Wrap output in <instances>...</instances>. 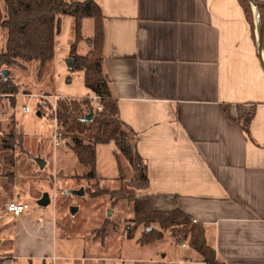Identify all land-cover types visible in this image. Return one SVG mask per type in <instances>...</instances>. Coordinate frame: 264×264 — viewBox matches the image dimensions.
Here are the masks:
<instances>
[{
  "label": "crops",
  "instance_id": "crops-1",
  "mask_svg": "<svg viewBox=\"0 0 264 264\" xmlns=\"http://www.w3.org/2000/svg\"><path fill=\"white\" fill-rule=\"evenodd\" d=\"M94 1L103 15L102 71L147 165L140 196L202 224L218 261L264 264V71L241 0ZM89 20L86 41L95 33L93 20V35H84ZM72 28L64 18L52 62L59 73L69 69ZM75 73L55 91L49 79L46 94L94 98L84 71ZM239 106L255 108L249 134L229 116ZM196 255L185 263L205 264Z\"/></svg>",
  "mask_w": 264,
  "mask_h": 264
},
{
  "label": "rangeland",
  "instance_id": "rangeland-1",
  "mask_svg": "<svg viewBox=\"0 0 264 264\" xmlns=\"http://www.w3.org/2000/svg\"><path fill=\"white\" fill-rule=\"evenodd\" d=\"M93 30V20L86 21L85 37L92 36ZM69 36L72 41V34ZM6 42L7 35L1 31L0 50ZM88 50L84 39L78 53L85 55ZM52 62L43 71L38 62L11 67L8 77L18 86V94L14 98L0 95V264H186L188 254L195 251L182 248L170 233L165 232L162 240L151 245L138 242L143 226L133 238L128 237L127 229L135 226V205L120 196L136 194L131 186L134 169L111 145L97 147V180L80 179L88 168L78 163L66 146L55 124L54 94H46L49 79L53 77L50 89L55 91L58 79L62 86L70 85L65 77L74 80V72L67 67L61 73L54 71ZM63 64L68 66V59ZM60 100L64 99L59 98L57 106ZM24 105L30 106L31 113L23 112ZM12 133L22 137V146L16 139L6 142L16 146L3 149L1 140H10ZM55 136L61 142L58 147ZM120 162L124 181L119 180ZM45 194L51 203L41 206ZM11 202L29 205L22 218L8 210ZM46 251L55 258L40 259Z\"/></svg>",
  "mask_w": 264,
  "mask_h": 264
},
{
  "label": "trees",
  "instance_id": "trees-1",
  "mask_svg": "<svg viewBox=\"0 0 264 264\" xmlns=\"http://www.w3.org/2000/svg\"><path fill=\"white\" fill-rule=\"evenodd\" d=\"M261 16L264 48V2L256 0ZM241 5L249 21L252 36L256 39L254 12L249 0H241ZM73 19L72 43L69 58L74 60L71 72L84 71L85 85L95 97L100 98L101 110L97 102L90 97L84 99H64L58 103L57 121L66 146L72 151L76 160L88 168L80 178L87 181L97 180V147L114 143L118 152L134 169L131 182L136 194H121L135 205V226L129 227L128 237L133 238L135 231L145 227L139 243L151 245L164 238L165 232L171 237L193 249L201 256L205 264H226L216 258L205 235L202 224L183 211H159L153 207V198L140 196V192L148 187L149 178L145 161L136 150V136L124 124L120 117L117 102L112 99L108 82L102 71L104 47L103 15L94 0H0V32L7 35L6 45L0 50V95L16 97L18 86L8 77L4 80L2 70L21 67L23 63L38 62L41 70L52 62L56 53V39L61 33L63 19ZM93 19L95 22L94 36L87 40L92 50L86 56L77 54V48L84 40L83 22ZM44 105V104H42ZM47 106V104H46ZM237 108V117L232 121L247 134L255 118V108L246 110L244 106ZM93 114L91 121L85 119ZM10 136V137H9ZM9 139L1 140L2 148L9 150L16 143L6 142L18 139L22 146V137L9 134ZM119 180L124 181L123 168L119 163ZM138 192V195H137ZM117 193V192H114Z\"/></svg>",
  "mask_w": 264,
  "mask_h": 264
},
{
  "label": "water",
  "instance_id": "water-1",
  "mask_svg": "<svg viewBox=\"0 0 264 264\" xmlns=\"http://www.w3.org/2000/svg\"><path fill=\"white\" fill-rule=\"evenodd\" d=\"M249 2L251 3V6L254 9V13H255V21H256V33H257V45H258V54H259V59L262 65V68L264 70V48H263V30H262V24H261V16H260V12H259V7H258V3L256 0H249ZM74 64V60L73 59H68V68L71 69L73 67ZM8 70H4L2 72V75L4 77V80L8 79ZM40 115V112H39ZM93 119V114H91L90 116H88L85 120L86 121H91ZM40 165L43 167L44 163L39 162ZM81 194H83L84 192L81 191ZM51 203V200L49 198L48 195H44V197L39 201V205L41 206H48Z\"/></svg>",
  "mask_w": 264,
  "mask_h": 264
},
{
  "label": "built area",
  "instance_id": "built-area-1",
  "mask_svg": "<svg viewBox=\"0 0 264 264\" xmlns=\"http://www.w3.org/2000/svg\"><path fill=\"white\" fill-rule=\"evenodd\" d=\"M31 98V97H30ZM45 98V97H44ZM50 97L46 96V101L51 103L49 101ZM53 98V103H51V105L53 106V110H54V114L56 115L55 117V124L58 126V122H57V102L59 100V97H52ZM96 102H97V109L101 110L102 106L100 104V98L99 97H94L93 98ZM22 110L25 114H29L31 113V108L29 105H24L22 107ZM61 145L60 140L58 139V136H55V146L58 147ZM29 209V205L28 204H23V203H15V202H11L8 206V210L14 214V216L19 217L21 216L26 210ZM185 247V245H183Z\"/></svg>",
  "mask_w": 264,
  "mask_h": 264
}]
</instances>
